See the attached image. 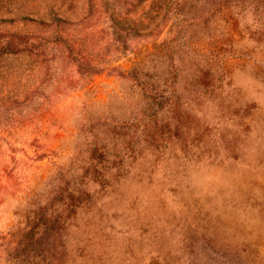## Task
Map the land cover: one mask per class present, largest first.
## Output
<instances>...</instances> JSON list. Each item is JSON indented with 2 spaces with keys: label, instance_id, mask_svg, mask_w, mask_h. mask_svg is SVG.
I'll list each match as a JSON object with an SVG mask.
<instances>
[{
  "label": "rangeland",
  "instance_id": "1",
  "mask_svg": "<svg viewBox=\"0 0 264 264\" xmlns=\"http://www.w3.org/2000/svg\"><path fill=\"white\" fill-rule=\"evenodd\" d=\"M0 19V264H264V0Z\"/></svg>",
  "mask_w": 264,
  "mask_h": 264
},
{
  "label": "trees",
  "instance_id": "2",
  "mask_svg": "<svg viewBox=\"0 0 264 264\" xmlns=\"http://www.w3.org/2000/svg\"><path fill=\"white\" fill-rule=\"evenodd\" d=\"M0 20H3V19H0ZM56 20L58 21V22H63V23H65V21H64V19L62 18V17H59V16H56ZM61 38V37H60Z\"/></svg>",
  "mask_w": 264,
  "mask_h": 264
}]
</instances>
